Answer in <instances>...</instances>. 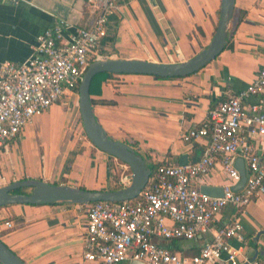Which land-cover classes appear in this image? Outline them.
<instances>
[{
  "label": "crops",
  "instance_id": "crops-1",
  "mask_svg": "<svg viewBox=\"0 0 264 264\" xmlns=\"http://www.w3.org/2000/svg\"><path fill=\"white\" fill-rule=\"evenodd\" d=\"M221 5L222 0H122L110 18L107 39L113 43L103 48L101 56L158 64L186 62L211 44ZM94 18L89 0H0V65L30 60L37 38L57 22L90 28ZM263 67L264 0H236L227 45L215 61L185 78L99 75L92 87L93 111L108 137L135 150L153 176L161 165L183 166L184 157L187 164L198 162L207 141L187 144L182 137L200 127L228 94L245 90ZM255 103L251 99L247 109ZM74 108L53 106L0 150V176L5 178L1 188L29 180L86 191L130 185L128 178L117 180L114 175L113 161L118 160L95 148L83 125L74 123ZM251 141L264 147L262 137ZM221 169L219 163L211 177L200 180L199 190L211 188L221 196L229 183ZM233 214V208L224 209L210 231L186 242L181 253L195 256ZM7 222L13 224L11 230L4 226ZM241 222L243 240L232 242L240 249V261L264 264V196L251 204ZM86 225L83 206L0 209V239L25 264H82Z\"/></svg>",
  "mask_w": 264,
  "mask_h": 264
},
{
  "label": "built area",
  "instance_id": "built-area-1",
  "mask_svg": "<svg viewBox=\"0 0 264 264\" xmlns=\"http://www.w3.org/2000/svg\"><path fill=\"white\" fill-rule=\"evenodd\" d=\"M122 0H89L94 14L90 28L57 22L37 38L35 53L27 62L0 65V150L16 141L37 118L53 106L65 108L80 102L79 88L93 62L102 60L101 42L108 37L110 18ZM255 99L256 103L246 107ZM264 138V67L245 90L228 94L204 123L182 137L184 143L207 141L203 157L194 164L161 165L141 196L125 203H95L85 208L87 225L82 264H243L234 240H243L241 217L264 196V147L251 140ZM245 163L247 181L236 191ZM221 164L228 179L222 197L198 188ZM5 178L0 176V188ZM230 222L195 256L171 252L158 241L192 242L210 231L226 208ZM7 230L12 223H5ZM0 264H2L0 262Z\"/></svg>",
  "mask_w": 264,
  "mask_h": 264
},
{
  "label": "water",
  "instance_id": "water-1",
  "mask_svg": "<svg viewBox=\"0 0 264 264\" xmlns=\"http://www.w3.org/2000/svg\"><path fill=\"white\" fill-rule=\"evenodd\" d=\"M236 0H222L219 23L211 44L194 58L177 64H158L146 61H128L122 59H102L93 62L85 73L80 84L79 110L85 134L92 145L114 159L127 165L132 172L129 186L118 191H86L68 186H53L43 181L29 180L0 188V208L15 205H55L68 204L85 206L95 203H125L137 200L147 187L153 170L147 162L128 145L116 142L108 137L98 123L91 101L93 80L102 74L145 75L160 79L185 78L196 74L224 51L229 39V27L233 19ZM183 158L182 165H186ZM184 161V162H183ZM237 169L241 182L235 188L242 189L247 181L246 167L243 160H238ZM22 189H32L30 194L16 193ZM203 193L213 196L215 190L204 188ZM0 262L2 264H25L0 239ZM134 264H141L135 262Z\"/></svg>",
  "mask_w": 264,
  "mask_h": 264
},
{
  "label": "trees",
  "instance_id": "trees-1",
  "mask_svg": "<svg viewBox=\"0 0 264 264\" xmlns=\"http://www.w3.org/2000/svg\"><path fill=\"white\" fill-rule=\"evenodd\" d=\"M113 43V40L112 39H104L102 42H101V45L100 47L102 48V50L100 49V53L101 55H105V53L103 52V48L107 45H111ZM106 76H115L114 74H105ZM99 76H97L93 82H92V86H91V94H92V87L95 83V81L97 80ZM160 79V78H158ZM92 104H93V101H92ZM81 121V120H80ZM82 122V121H81ZM122 188L120 187H116V188H113L112 190L110 191H118V190H121ZM23 190V189H22ZM22 190H19L17 191L16 193L18 194H24L23 192H21ZM32 192V189L30 190H27V194H30ZM4 208V207H3ZM1 209V208H0ZM198 239H196L195 241H197ZM186 241H183V240H173V241H169V242H166V245L164 247H166L167 249H169L171 252H184L183 250V245H185ZM201 250V249H200ZM199 250V252H200ZM199 252H197V254H199ZM196 254V255H197Z\"/></svg>",
  "mask_w": 264,
  "mask_h": 264
},
{
  "label": "rangeland",
  "instance_id": "rangeland-1",
  "mask_svg": "<svg viewBox=\"0 0 264 264\" xmlns=\"http://www.w3.org/2000/svg\"><path fill=\"white\" fill-rule=\"evenodd\" d=\"M74 111V123H76L77 125H79L80 127H82V122L81 120V115H80V110H79V105H77ZM85 132V131H84ZM113 170H114V175L116 176V179L119 180L120 178H128V183H131V176H132V172L131 169L121 163L120 161H116V164L113 161ZM129 183V184H130ZM21 192H23L24 194H27V189H23Z\"/></svg>",
  "mask_w": 264,
  "mask_h": 264
}]
</instances>
